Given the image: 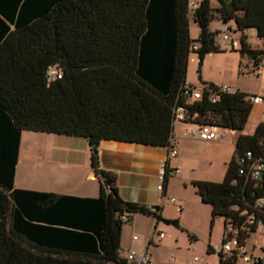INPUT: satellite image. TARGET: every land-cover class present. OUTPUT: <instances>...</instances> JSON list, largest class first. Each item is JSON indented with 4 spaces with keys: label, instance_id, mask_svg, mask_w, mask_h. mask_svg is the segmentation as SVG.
<instances>
[{
    "label": "trees",
    "instance_id": "obj_1",
    "mask_svg": "<svg viewBox=\"0 0 264 264\" xmlns=\"http://www.w3.org/2000/svg\"><path fill=\"white\" fill-rule=\"evenodd\" d=\"M216 1V8L199 0L190 10L188 0H0V264H127L119 254L121 216L163 219L159 207L120 198L115 174L100 168V141L166 147L175 107L183 109L184 123L245 128L250 95L221 93L211 102L205 88L216 89L212 83H203L199 101L181 95L189 53L202 61L219 51L209 28L214 17L234 22L241 33L237 51L255 69L264 58V0ZM189 11L199 27L196 40L189 38ZM249 28L261 49L248 45L243 31ZM51 68L59 78H48ZM22 131L85 139L98 197L14 188ZM246 152L264 157V123L237 137L221 182L192 183L211 208L210 224L222 217L223 227L228 220L244 226L242 240L256 225L240 213L262 216L252 208L262 191L251 195L238 173ZM163 221L179 227L176 219Z\"/></svg>",
    "mask_w": 264,
    "mask_h": 264
},
{
    "label": "crops",
    "instance_id": "obj_2",
    "mask_svg": "<svg viewBox=\"0 0 264 264\" xmlns=\"http://www.w3.org/2000/svg\"><path fill=\"white\" fill-rule=\"evenodd\" d=\"M216 7L214 6V8ZM249 29L255 32V29ZM248 45L252 49L262 48L261 41L260 45L256 47ZM256 73L264 77V58ZM262 92L264 90L258 94ZM252 106H257L262 110L260 120L264 121V105L252 104ZM195 127L196 124L192 123L173 122L172 135L177 140V154L167 160V166L170 171L179 169L177 181L183 187V192H187L184 195L173 193L171 184L168 182V176L171 173L166 175L167 180L163 190L158 189L160 166L166 161L167 156L166 147L112 140H102L98 145L100 168L115 174L116 187L121 199L143 204L148 208L159 207V215L163 220L176 219L178 225L190 233L193 232L191 228H188L189 230L184 228L186 227L185 221L187 220L185 218L189 211V202L190 200L195 202L198 209L202 205L200 198L194 192V187L192 188V183L194 181L220 182V177L224 176L226 165L234 153L236 141L227 143V145L223 143L226 138L223 131H221L223 137L219 141H202L191 138L188 133ZM217 166H221L220 171ZM13 187L81 198L98 197L99 181L90 166V147L87 141L79 137L22 131ZM170 194H174L176 197L173 198L174 204L169 202L168 195ZM186 194H192L195 199L190 195L187 197ZM170 205L176 208V214L166 216L164 211ZM148 217L152 218V216ZM136 218L135 221L131 219L130 234L121 230L120 250L146 251L154 264H195L194 262L197 261L195 257L191 260L187 259V254L184 257H178L182 248L174 246L173 249H170L169 245H172L173 240H175L174 244H177L176 236H172L169 240L161 232L164 235L163 238L157 237V229L163 222L150 219L148 227L140 228ZM137 229L140 230V236L136 240H132V236H135L132 233ZM190 235L192 238L193 235ZM188 246H192V244L189 243ZM214 247L216 246H210L212 249L210 254H213L219 264L217 255L213 253ZM255 247H257L255 243H252L249 246V253L258 254L259 248L255 253ZM186 252H189V249ZM173 253H177V258L173 256L170 259Z\"/></svg>",
    "mask_w": 264,
    "mask_h": 264
},
{
    "label": "rangeland",
    "instance_id": "obj_3",
    "mask_svg": "<svg viewBox=\"0 0 264 264\" xmlns=\"http://www.w3.org/2000/svg\"><path fill=\"white\" fill-rule=\"evenodd\" d=\"M216 0H211V6H217ZM209 28L212 32H216L214 36V41L219 47V51L211 54H206L199 62L197 55L194 52H190L188 55L185 82L196 89H202L203 83H212L217 87L227 86L232 92L239 91L246 95H255L264 90V77L257 75L256 70L250 60L246 56H241L238 53L239 48V38L241 33L236 30V26L233 21L227 23H222L217 18H213L210 22ZM188 29L190 40H196L199 34V27L193 21L191 11L188 13ZM230 30V31H229ZM243 34L247 38L248 44L252 47L260 45V41L256 36L254 30L245 29ZM227 36V40L224 39ZM262 110L257 108V106H252L249 119L246 123L245 128L242 131L232 133L228 129H220L219 131L225 132L226 138L223 141L227 143L234 142L239 135H252L257 124L264 122L260 118L262 116ZM229 141V142H228ZM218 171H220L221 166H217ZM179 170V169H178ZM221 176V175H220ZM179 178L178 174H170L168 176V182L171 184V189L173 193L184 195L187 192H183V187L177 181ZM223 176L220 177V182ZM193 188V186H192ZM195 192V189H194ZM189 197L190 194H186ZM190 196H193L192 194ZM194 197V196H193ZM176 198L174 194L168 195V199ZM189 199V198H187ZM195 199V197H194ZM199 199V198H198ZM200 201V200H199ZM198 209L197 204L190 200L189 211L187 212V217L185 218L184 228H191L193 232H186L183 227L174 226L173 224H168L163 220L161 226L157 229L158 232H163L167 239H171L172 236H176L177 244L174 241L171 242L173 245H169L170 249L172 247L182 248L178 253V257L188 255L189 260L196 258L195 264H217V259L208 252V246L220 247L223 237V218H215L212 225L210 224V206L202 203ZM166 216H173L176 214V208L174 206H167L164 211ZM131 215V219L135 221L137 219V225L140 228L148 227L150 224V219L156 220L154 217L150 218L141 214ZM132 220L129 222H123L122 229L130 234L132 227ZM168 224L169 226H165ZM174 229H173V228ZM136 237L140 236V230L137 229L132 233ZM190 234L193 235L191 238ZM264 238V225L258 226L256 232L251 235L250 239L246 244V248L249 252V246L255 243V253L259 248L258 245L262 242ZM192 246H188V244ZM189 249V252L186 250ZM177 258V253H173L170 259ZM236 264H245L241 259H237Z\"/></svg>",
    "mask_w": 264,
    "mask_h": 264
},
{
    "label": "built area",
    "instance_id": "obj_4",
    "mask_svg": "<svg viewBox=\"0 0 264 264\" xmlns=\"http://www.w3.org/2000/svg\"><path fill=\"white\" fill-rule=\"evenodd\" d=\"M199 0H188V8L194 10L198 6ZM227 40V36H224ZM196 48L195 46L193 47ZM54 76L60 77L58 71L55 68H51L48 71V78L51 79ZM206 95L209 101L215 102L219 99L221 93H232V91L227 86L217 87L216 89L205 88ZM181 95L186 101L193 102L199 101L203 97V88L196 89L189 84L185 83L181 87ZM248 101L251 104L264 105V92L258 95H250ZM184 120V112L181 107H175L173 110V122H182ZM189 137L197 138L202 141H219L223 137V133L219 131V128L207 126V125H196V127L189 131ZM167 156L166 161L163 162L159 170V185L158 189L163 190V178L165 175L177 174L178 170L174 169L170 171L167 166V160L173 158L177 154V140L171 135L166 146ZM238 163L240 168L238 173L244 178V184H249L251 188V195H255V191L261 190V194L257 197L253 203L252 208L259 212L262 216H256L254 212H249L245 209L240 214L246 216L247 225H256V230L258 226L264 225V157H254L251 152H246L244 156L239 158ZM169 202L174 204L175 200L173 198L169 199ZM237 209V207H235ZM123 222H127L128 218L123 215L121 216ZM222 243L220 247H214L213 253L219 255L222 264H226L228 261H233L235 264L237 259H241L245 264H264V238L259 245V253L252 254L249 253L246 244L252 234L244 240L241 239V233L244 231L243 227H238L231 220H228L225 224ZM163 233H157L158 238H163ZM136 236H132V240H136ZM119 254L123 259L126 260L127 264H154L151 256L146 252H136L132 249H121ZM196 260V259H194Z\"/></svg>",
    "mask_w": 264,
    "mask_h": 264
},
{
    "label": "water",
    "instance_id": "obj_5",
    "mask_svg": "<svg viewBox=\"0 0 264 264\" xmlns=\"http://www.w3.org/2000/svg\"><path fill=\"white\" fill-rule=\"evenodd\" d=\"M199 62L201 63L202 61H199ZM101 184L103 185L107 194H109L112 191L110 188V185L108 184V182L106 180H102Z\"/></svg>",
    "mask_w": 264,
    "mask_h": 264
}]
</instances>
